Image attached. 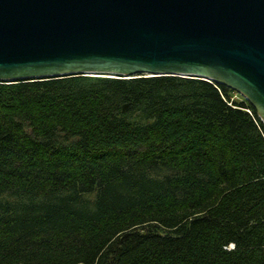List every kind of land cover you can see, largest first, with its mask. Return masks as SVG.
Segmentation results:
<instances>
[{
	"label": "trees",
	"instance_id": "obj_1",
	"mask_svg": "<svg viewBox=\"0 0 264 264\" xmlns=\"http://www.w3.org/2000/svg\"><path fill=\"white\" fill-rule=\"evenodd\" d=\"M0 264H264V123L198 78L0 83Z\"/></svg>",
	"mask_w": 264,
	"mask_h": 264
},
{
	"label": "water",
	"instance_id": "obj_2",
	"mask_svg": "<svg viewBox=\"0 0 264 264\" xmlns=\"http://www.w3.org/2000/svg\"><path fill=\"white\" fill-rule=\"evenodd\" d=\"M198 78L264 123V0H0V83Z\"/></svg>",
	"mask_w": 264,
	"mask_h": 264
},
{
	"label": "rangeland",
	"instance_id": "obj_3",
	"mask_svg": "<svg viewBox=\"0 0 264 264\" xmlns=\"http://www.w3.org/2000/svg\"><path fill=\"white\" fill-rule=\"evenodd\" d=\"M239 98H240V99H243L240 95H239Z\"/></svg>",
	"mask_w": 264,
	"mask_h": 264
}]
</instances>
